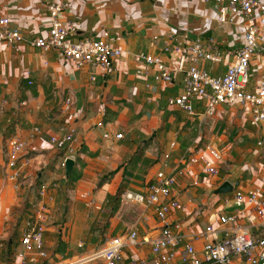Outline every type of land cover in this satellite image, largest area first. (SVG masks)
<instances>
[{
    "label": "crops",
    "instance_id": "crops-1",
    "mask_svg": "<svg viewBox=\"0 0 264 264\" xmlns=\"http://www.w3.org/2000/svg\"><path fill=\"white\" fill-rule=\"evenodd\" d=\"M56 4L64 7L61 18L73 23L72 39H99L107 32V41L125 52L112 62L106 77L98 67L78 70L59 53L47 54L31 44L32 39L48 35L52 6ZM0 17L9 18L11 26L26 38V42L13 46L0 43V192L6 194L9 208L4 212L0 209V215L9 218L26 202L32 206L43 186L49 189L52 210L44 235L50 260L32 256L30 264L76 262L106 248L136 226L142 234L158 235L161 225L153 212L124 202L121 194L144 192L146 184L164 168L165 155L171 156L168 169L175 167L191 148L190 140H185L187 136L201 135L203 146L212 135H204L205 127L200 124L190 127L181 123L174 112L187 115L168 106L167 99L182 91V76L176 74L172 86L158 85L147 91L144 81L136 75L133 55L150 53L168 61L162 47L173 36L199 39L208 47L229 53L220 66L201 64L210 75L222 76L244 45L242 18H238L237 25H221L216 4L201 0H0ZM169 64L174 67L173 62ZM260 79H264V40L252 61L249 89L254 90ZM68 99L71 107L66 110ZM226 114L229 123L243 124L241 111ZM100 120L112 132L111 139H104L103 131L97 128ZM243 125L253 137V128ZM70 128L77 129L71 148L76 160L73 172L66 178L63 163L71 155L70 147L55 144L52 138H63ZM116 133L123 134V139L117 140ZM234 137L233 141L229 134L222 137L227 153L236 150ZM13 140L24 146L15 169L6 157ZM228 141L233 143L229 151ZM14 173L19 176L10 181L8 176ZM194 173V169L182 167L177 193L184 206L187 197L198 193L206 209L201 216L190 214L188 209L174 214L189 233L216 223L218 215L229 207L213 194L229 179L221 181L218 177L213 183L202 175L196 183ZM250 182L256 179L244 180L245 185ZM209 193L212 199H207ZM23 229L24 218L20 239ZM7 244L14 245L11 240ZM79 244L84 247L78 248ZM3 247L1 244L0 251ZM15 248L11 264L16 251L22 248L21 240ZM126 255L132 261L152 264L149 246L128 250Z\"/></svg>",
    "mask_w": 264,
    "mask_h": 264
},
{
    "label": "built area",
    "instance_id": "built-area-1",
    "mask_svg": "<svg viewBox=\"0 0 264 264\" xmlns=\"http://www.w3.org/2000/svg\"><path fill=\"white\" fill-rule=\"evenodd\" d=\"M213 1L218 8V22L221 25L240 24L244 45L236 53L235 61L226 73L214 77L201 67L202 63L220 66L226 62V53L211 48L202 40H188L173 36L162 47V57L140 52L133 55L136 75L144 81L147 91H153L158 85L172 86L175 75L182 76V91L178 96L167 99L170 108H177L190 119L217 120L226 112L238 110L243 120L253 128L256 148L264 155V79H260L254 90H250L252 61L259 44L264 40V0H201ZM53 8V19L48 35L34 38L31 44L44 53L57 52L64 60L78 70L89 66L102 70L106 77L114 60L120 59L125 52L107 41L108 33L99 39H72L71 21L61 18L64 11L62 4ZM26 42L21 32L11 26L9 18L0 17V43L10 46ZM174 63V67L169 64ZM28 74H30L28 72ZM95 81V76H92ZM32 82H29L31 85ZM71 107V100L66 101V110ZM222 115V116H221ZM97 128L103 131V138H112V132L105 128L100 120ZM228 134H213L205 145L203 137L198 138L196 146L188 149L175 167L168 169L170 155H165V165L157 171L154 178L145 186L144 192L124 191V202L142 207L153 212L161 225L158 235L141 233L134 227L122 238L113 239L109 245L93 252L84 259L69 264H123L126 252L149 246L152 264H264V176L245 185L244 180L231 182L234 190L224 195V202L229 207L217 217L216 223L206 225L197 233H189L184 223L176 221L174 214L187 211L177 193L178 175L185 169L195 170L194 179L204 176L209 182L219 177L226 162V148L222 137ZM77 136V129L70 128L63 138L53 137L55 144L68 145L70 156L76 160V153L71 149ZM116 139H123V134L116 133ZM229 142L228 151L233 148ZM176 143L172 144L175 147ZM24 146L18 140L11 142L6 157L9 166L16 168ZM65 165V162L63 163ZM19 173L8 176L16 180ZM48 187L38 191L37 201L24 222L20 250L16 251L13 264H30V258L49 261L45 248L44 235L52 218L48 198ZM83 244L78 248L82 249ZM131 264H146L143 260H133Z\"/></svg>",
    "mask_w": 264,
    "mask_h": 264
},
{
    "label": "rangeland",
    "instance_id": "rangeland-1",
    "mask_svg": "<svg viewBox=\"0 0 264 264\" xmlns=\"http://www.w3.org/2000/svg\"><path fill=\"white\" fill-rule=\"evenodd\" d=\"M173 115L181 123L186 122L190 127H193L194 125L197 127V125L199 124H200L199 127L201 125L204 126L205 130L202 129L204 135L207 134L210 136L213 134H222L225 132L229 134V139L233 141L234 135L236 133H239V135L234 137L236 141V150L233 153L226 154V162L223 165L219 174V178H221V181L225 179L234 181L241 178H242L241 181L245 179L257 180L262 176H264V155H262V153H260L259 150H257L254 137L250 136L246 131L245 129L246 126L243 125L245 124V122H243V124L241 125H238L234 121L229 123L227 114L224 116L221 115L222 117H220L217 120H205L202 123L201 120L193 121L190 120L184 114H180V113L177 114V112H174ZM251 133L254 132L252 131ZM198 138H199V134H198ZM198 138L197 135L195 138L193 135H190L187 136L185 140H190L192 144L190 147H192L194 145H197ZM179 141L180 143H182L181 138ZM186 148H188V144H186ZM203 178L205 179V177ZM218 180L219 179H215L212 182L214 183L217 182ZM5 195H6L5 193L0 192V209L2 212H4L6 208H8L7 201L5 200L6 199ZM194 195L197 198H194ZM197 195L198 193L187 197L186 205L188 211L190 210V214L192 212L201 216L205 211L206 206L204 205V201L202 200V198L198 197ZM213 197H214L213 194L209 193V197H207V199H212ZM188 198L191 199L190 204L188 202L189 200ZM217 198L223 199L224 197L223 195H221V196H217ZM17 208L19 209L13 215H9V218L5 214L0 215V245L4 244L3 247L4 249H1L0 251L1 264H11L12 257L16 250L15 247L19 245L22 220L24 218V222H25V220L29 215V211L32 209V206L28 204V202H26L23 208L22 207H17ZM3 228L4 230H2ZM9 240L13 241L14 245L8 247L7 243ZM96 251H100V250H96ZM131 261H132L131 256H127V258L125 257L123 264H130Z\"/></svg>",
    "mask_w": 264,
    "mask_h": 264
},
{
    "label": "water",
    "instance_id": "water-1",
    "mask_svg": "<svg viewBox=\"0 0 264 264\" xmlns=\"http://www.w3.org/2000/svg\"><path fill=\"white\" fill-rule=\"evenodd\" d=\"M65 176L66 178H69L71 173L73 172V169L75 167V160L72 158H68L65 161ZM234 190V187L231 182L226 181L224 182L219 188H217L213 194L216 196L226 195L232 193Z\"/></svg>",
    "mask_w": 264,
    "mask_h": 264
}]
</instances>
